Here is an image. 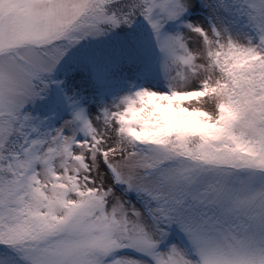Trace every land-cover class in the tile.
Segmentation results:
<instances>
[{
  "label": "snow or ice",
  "instance_id": "1",
  "mask_svg": "<svg viewBox=\"0 0 264 264\" xmlns=\"http://www.w3.org/2000/svg\"><path fill=\"white\" fill-rule=\"evenodd\" d=\"M0 264H264V0H0Z\"/></svg>",
  "mask_w": 264,
  "mask_h": 264
},
{
  "label": "rangeland",
  "instance_id": "2",
  "mask_svg": "<svg viewBox=\"0 0 264 264\" xmlns=\"http://www.w3.org/2000/svg\"><path fill=\"white\" fill-rule=\"evenodd\" d=\"M193 86H195V85H193ZM186 106H188V105H186ZM191 106L208 108V105H206V104L205 105L197 104L195 101L192 102Z\"/></svg>",
  "mask_w": 264,
  "mask_h": 264
},
{
  "label": "bare ground",
  "instance_id": "3",
  "mask_svg": "<svg viewBox=\"0 0 264 264\" xmlns=\"http://www.w3.org/2000/svg\"><path fill=\"white\" fill-rule=\"evenodd\" d=\"M189 47H190V48H193V50H196V46L193 45V44H191V43H190Z\"/></svg>",
  "mask_w": 264,
  "mask_h": 264
}]
</instances>
